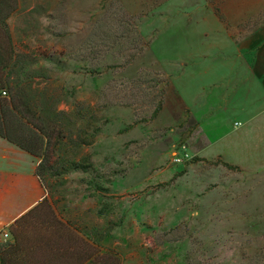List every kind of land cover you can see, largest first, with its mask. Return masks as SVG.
<instances>
[{
	"label": "rangeland",
	"instance_id": "obj_1",
	"mask_svg": "<svg viewBox=\"0 0 264 264\" xmlns=\"http://www.w3.org/2000/svg\"><path fill=\"white\" fill-rule=\"evenodd\" d=\"M241 4L17 0L7 19L27 96L61 130L46 199L108 264H264V176L201 151L175 102ZM11 127L38 163L44 139Z\"/></svg>",
	"mask_w": 264,
	"mask_h": 264
},
{
	"label": "crops",
	"instance_id": "obj_2",
	"mask_svg": "<svg viewBox=\"0 0 264 264\" xmlns=\"http://www.w3.org/2000/svg\"><path fill=\"white\" fill-rule=\"evenodd\" d=\"M240 1L243 4L235 5L238 8L228 19L232 32L224 33L219 24V40L211 44L210 57L196 58L202 72L195 80L188 74L181 77L175 102L188 110L201 129L205 137L201 151L210 144L209 153L228 165L257 168L263 177L264 0ZM36 165L28 152L8 138L0 122V232L8 231L46 198L35 176ZM5 242L12 243V236ZM26 252L33 264L46 255L43 250Z\"/></svg>",
	"mask_w": 264,
	"mask_h": 264
},
{
	"label": "trees",
	"instance_id": "obj_3",
	"mask_svg": "<svg viewBox=\"0 0 264 264\" xmlns=\"http://www.w3.org/2000/svg\"><path fill=\"white\" fill-rule=\"evenodd\" d=\"M16 7L17 0H0V89H8V96L0 99V122L4 124L8 138L30 155L26 138L14 133L11 126L14 123L26 125L44 139L41 159L34 172L45 189L44 182L56 165L52 161L51 150L57 145L61 130L58 131L49 124V120L44 118H47L46 114L38 108L35 100L27 96L24 89L26 78H21L22 68H18L20 58L14 53L7 25V19ZM134 58L135 56L129 57V62ZM159 110L160 105L155 107L153 114L156 115ZM4 116H7L6 120L3 119ZM12 116L16 120L10 118ZM71 167L76 169L78 166L72 164ZM8 232L13 242L0 241V264H33L34 260L27 257L26 251L29 249L30 253L35 249L46 253L36 264H108L103 261L99 250L93 244H88L77 236V231L70 224L55 215L46 198L15 221L8 228Z\"/></svg>",
	"mask_w": 264,
	"mask_h": 264
},
{
	"label": "built area",
	"instance_id": "obj_4",
	"mask_svg": "<svg viewBox=\"0 0 264 264\" xmlns=\"http://www.w3.org/2000/svg\"><path fill=\"white\" fill-rule=\"evenodd\" d=\"M7 96L8 95H7L6 90L5 89H0V99L6 98ZM172 161L174 163H179V162H181V158L179 156H174ZM0 234H1L2 240L4 242L7 241V239L10 237L8 231H2V232H0Z\"/></svg>",
	"mask_w": 264,
	"mask_h": 264
}]
</instances>
